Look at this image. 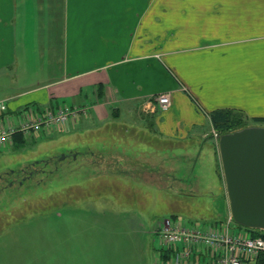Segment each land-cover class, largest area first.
<instances>
[{"label":"crops","instance_id":"crops-1","mask_svg":"<svg viewBox=\"0 0 264 264\" xmlns=\"http://www.w3.org/2000/svg\"><path fill=\"white\" fill-rule=\"evenodd\" d=\"M0 101L79 109L55 132L93 158L183 154L215 110L264 118V0H0Z\"/></svg>","mask_w":264,"mask_h":264},{"label":"rangeland","instance_id":"rangeland-1","mask_svg":"<svg viewBox=\"0 0 264 264\" xmlns=\"http://www.w3.org/2000/svg\"><path fill=\"white\" fill-rule=\"evenodd\" d=\"M62 132L0 149V264H151L159 220L210 224L229 214L212 127L159 163L139 149L134 159L99 156L114 150L93 158L96 135Z\"/></svg>","mask_w":264,"mask_h":264},{"label":"built area","instance_id":"built-area-1","mask_svg":"<svg viewBox=\"0 0 264 264\" xmlns=\"http://www.w3.org/2000/svg\"><path fill=\"white\" fill-rule=\"evenodd\" d=\"M159 111L170 106L168 94L153 97ZM79 109L58 105L43 109L23 108L9 112L0 101V149L26 139L33 132L60 131L70 120L80 119ZM239 231H233V227ZM154 233L160 247L151 264H264V237L252 236L237 224L230 212L217 222L204 224L171 215L159 220Z\"/></svg>","mask_w":264,"mask_h":264},{"label":"water","instance_id":"water-1","mask_svg":"<svg viewBox=\"0 0 264 264\" xmlns=\"http://www.w3.org/2000/svg\"><path fill=\"white\" fill-rule=\"evenodd\" d=\"M233 220L264 230V125H248L217 138Z\"/></svg>","mask_w":264,"mask_h":264},{"label":"trees","instance_id":"trees-1","mask_svg":"<svg viewBox=\"0 0 264 264\" xmlns=\"http://www.w3.org/2000/svg\"><path fill=\"white\" fill-rule=\"evenodd\" d=\"M209 117H210L212 128L220 132V134L239 129L247 125L245 124L246 123L245 121L239 124L240 121H243L242 118L244 117V115L238 111H233V110H228V109H219V110H215L211 112ZM244 118L246 119V117ZM246 120L248 121V119ZM250 120L253 121L254 123H264V118H261V117H253ZM17 138L19 141H16V143L22 144L24 139L22 137H16L15 140H17ZM217 221L218 220L214 222H217ZM246 228L250 231L252 236L260 235L264 237V230L252 229L248 227Z\"/></svg>","mask_w":264,"mask_h":264}]
</instances>
